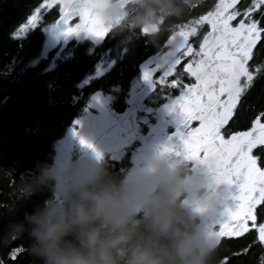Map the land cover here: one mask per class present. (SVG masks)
I'll return each instance as SVG.
<instances>
[{"label": "trees", "instance_id": "trees-1", "mask_svg": "<svg viewBox=\"0 0 264 264\" xmlns=\"http://www.w3.org/2000/svg\"><path fill=\"white\" fill-rule=\"evenodd\" d=\"M45 1L0 0V260L3 264H45V258L37 251L30 217L49 211L55 202L57 181L51 168L58 141L98 91L113 95V109L119 112L125 109L137 61L146 51L155 50L163 35L135 38L122 57L117 55L118 46L126 32L119 29L112 30L101 44L72 39L61 47L60 56H56L59 46L43 55L46 42L43 26L35 25L23 35L19 31ZM213 1L148 0L142 8L156 10L164 6L170 12L168 22L174 24L194 17ZM251 4L252 0H239L236 9L241 16L238 19ZM61 9L59 3L47 8L43 12L44 22L55 23ZM252 19L259 20L264 27V6L252 13ZM106 51L114 58L113 67L93 76L95 66ZM249 67H261L262 71L227 125V135L251 129L258 117L264 122L261 117L264 113V40L254 50ZM253 154L263 166L264 146L255 148ZM131 156V148L117 158L104 155L95 177L69 192L63 215L80 200L85 187L94 192L122 189L132 165ZM155 191H159L158 187ZM185 196L186 193L181 194L173 208L174 227L193 231L200 219L182 205ZM255 214L256 227H249L240 237L223 238L218 247L205 253L203 264H221L225 256L229 258L228 264H264V242L258 239V227L264 223V205H258ZM131 217L133 222L126 229L97 222L105 237L124 238L113 250L116 264H130L137 249L165 254L172 244V236L152 226L150 213L143 215L139 211ZM64 244L83 248L79 229L70 231L64 237ZM13 254L15 260L11 258ZM169 264L173 262L169 260Z\"/></svg>", "mask_w": 264, "mask_h": 264}, {"label": "snow or ice", "instance_id": "snow-or-ice-1", "mask_svg": "<svg viewBox=\"0 0 264 264\" xmlns=\"http://www.w3.org/2000/svg\"><path fill=\"white\" fill-rule=\"evenodd\" d=\"M238 2L220 0L214 11L194 21L196 25L207 23L211 26V31L200 44V51L195 53L204 59L198 61L195 68L191 64L185 65L186 71L195 77L197 83L184 88L182 95L172 104L185 127V132L179 133L182 143L176 156L194 161V169L210 173L216 185L222 189L220 212L212 225L214 229L219 227L214 233L219 243L223 238L242 236L249 230V221L252 227H256L257 206L264 205V169L258 167L259 158L252 154L255 148L264 146V123L258 117L250 130L230 134L227 139L222 131L262 71L261 67L250 68L249 62L254 58L257 45L264 40V27L260 26L259 20L252 19V13L264 6V0H252L251 6L242 14L245 19L233 27L231 22L241 13L235 10L229 12V9H235ZM99 6L100 0H80L61 16L58 22L60 26L54 27L53 31L62 29L64 36L87 33L103 39L110 29L97 11ZM61 11H64L63 8ZM74 15H79L82 21L87 20L83 25H77L76 29L66 27ZM37 19V16H32L29 24L34 26ZM28 27L24 25L21 31ZM144 31L147 33L149 30ZM196 31V27H192L190 31L178 33V48L180 52L185 49L182 55L193 54V48L185 46L188 37ZM180 63L181 59L178 58L170 75ZM144 77L149 79L151 73L146 71ZM161 83L163 85L167 81ZM170 86L180 87V83L173 80ZM261 117H264V113H261ZM193 120L199 121L200 127L189 132ZM73 134L79 135V132L74 129ZM80 142L88 144L83 137ZM88 146L92 147L90 144ZM172 150L169 146L164 148V152ZM258 234L259 241L264 242V224L259 225ZM11 258L15 260L16 255H11ZM228 260L225 256L221 264H228ZM0 264H3L2 260Z\"/></svg>", "mask_w": 264, "mask_h": 264}, {"label": "rangeland", "instance_id": "rangeland-1", "mask_svg": "<svg viewBox=\"0 0 264 264\" xmlns=\"http://www.w3.org/2000/svg\"><path fill=\"white\" fill-rule=\"evenodd\" d=\"M70 1L71 0H62V2L57 3L61 4V8L64 10ZM54 4L56 3H53L52 0H46L31 15V17L34 15L38 17L35 25H42L46 32L43 55H46L52 49L59 46L60 48L57 50L56 56H60L61 47L72 39L92 38L93 41L100 40L87 33L64 36L61 34L62 30L53 31V28L57 27L56 24L54 22H44L43 12ZM31 17L25 24L29 25V27L21 31L22 26L19 35H23L28 29L35 26L29 24ZM241 19L245 18L242 17ZM85 22L86 18L83 21L80 19L76 23L69 24L70 26L68 25L67 27L76 29L77 25H83ZM239 22L237 21V24L233 27H236ZM245 22L248 21L246 20ZM113 63L114 61L111 59L110 55L104 53L101 60L95 66L93 76L106 73ZM196 64L197 63L191 64V66L195 68ZM188 74L192 76L189 72ZM192 80L193 81L190 83L191 85L197 83L195 77H193ZM132 85L134 88L137 87V81H134ZM132 91L133 88L130 92ZM175 99L170 98L168 102L160 107H152L148 104L140 105L136 121L137 123L138 121L141 123L136 129L131 126L129 120V116L134 112L133 108L135 107L129 105L132 108L128 106L125 111L119 112L112 108L113 95L101 91L93 94L80 115L69 127L66 135L59 140L56 145L55 162L51 168L57 181L55 202L49 210L52 214V218H57L64 214V201L72 189L85 182L91 181L95 177L88 179L85 176L86 166L94 168L97 172L104 155L117 158L122 156L128 148H131L132 151V165L124 180L123 187L131 186L145 195L151 191H155L157 188V181L163 178L164 171L167 170L169 166L177 164V160L180 158L178 157L177 160L173 158L180 146H177V143L171 140V138H165L163 127L167 122H175V124H178L181 120L179 114L172 108ZM198 127H200V123L196 128ZM196 128H193L190 132L194 131ZM74 129L79 132V135L73 134ZM179 133L180 132L177 131V136L180 138ZM81 137L86 139L88 144L92 145V147H89L88 144H81ZM166 146L172 147L173 150L164 152ZM194 164L195 162L192 161V170H189L190 172L186 176V179L189 181H193L204 172L199 168L194 169ZM258 167L264 169V165L260 166L258 164ZM182 205L187 208L192 215L200 219L198 227L202 228L208 235L216 238L214 233L215 230H219V227L217 226L215 229L212 227L216 218L209 219L205 215L208 207L205 194L186 192V196L182 200ZM126 210L131 216L139 211H141L143 215L150 213V209L145 203L133 197H128L126 199ZM251 226L252 222L249 221L248 227Z\"/></svg>", "mask_w": 264, "mask_h": 264}, {"label": "clouds", "instance_id": "clouds-1", "mask_svg": "<svg viewBox=\"0 0 264 264\" xmlns=\"http://www.w3.org/2000/svg\"><path fill=\"white\" fill-rule=\"evenodd\" d=\"M151 34L158 35L159 32ZM84 174L91 179L96 170L86 166ZM157 187L159 191H151L147 195L131 186L101 192L85 187L80 193V200L71 205L66 215L52 218L47 210L32 214L31 231L38 253L45 258V264H116L113 250L123 243L124 238L105 237L97 222L126 229L133 222L126 210V199L133 197L146 204L150 209L152 226L162 234H170L172 244L163 255L153 254L148 249H137L131 264H169V260L173 264H203L205 253L218 247L217 239L200 227L193 231L174 227L173 208L181 194L202 193L208 202L205 215L209 219L216 218L220 212L222 189L210 173L203 172L189 181L179 170L158 180ZM77 229L83 248L66 246L64 237Z\"/></svg>", "mask_w": 264, "mask_h": 264}, {"label": "flooded vegetation", "instance_id": "flooded-vegetation-1", "mask_svg": "<svg viewBox=\"0 0 264 264\" xmlns=\"http://www.w3.org/2000/svg\"><path fill=\"white\" fill-rule=\"evenodd\" d=\"M120 0H100V6L97 11L104 19V23L109 26V33L112 32L114 29H119L125 31L124 35L120 39V43L118 46V53L120 57L124 56L128 51L129 43L137 37H144V36H155L151 33L159 32L162 35L161 39L158 40V47L155 50H149L144 53V55L137 61V71L131 77L132 83L129 87L127 98L125 100V109L132 105L133 110L136 112V117L139 113V106L142 104H148L152 107H160L164 103L168 102L170 98L175 99L176 97L182 94V91L186 86H190L191 82L193 81V76L188 74V71L185 69V65L188 64H195L201 59H204L203 56H197L195 53L200 51V44L203 42L204 36L207 35L211 31V27L209 24L204 23L202 25L194 24V21L198 20L201 16L206 15L209 11H214L216 5L220 2V0H214L211 3V6L205 9L202 12H198L194 17L189 18L185 21L176 22L174 24H170L168 21L169 11L164 6H159L156 10L152 8H142L146 1L148 0H121L124 2L122 9L115 14H111L109 12V6L112 5L114 2ZM237 11L236 6L235 9H229V11ZM240 17L239 19H241ZM81 18L78 17L73 20L71 24L76 23ZM238 17L236 20L232 21V26L237 24L239 20ZM87 20V18H86ZM239 22V21H238ZM69 25V26H70ZM192 27H196L197 31L194 35H190L188 37L187 46H191L193 48L192 55H182L185 49H181V52L178 48V44L180 43V37L178 33L180 31H190ZM148 29L149 31L147 34L144 30ZM107 35V36H108ZM107 36L99 41H93L92 38H85L90 40L93 44H101L103 43ZM175 38V39H173ZM149 42V41H147ZM146 42V43H147ZM154 48V47H153ZM108 55H110L109 51H106ZM111 56V55H110ZM180 58L181 63L176 66L175 71L170 75V70L172 69L173 65L175 64L176 60ZM114 61V58H113ZM250 63V62H249ZM113 67L109 68V70ZM150 72L151 77L149 78V83H152L154 86V90H152L144 99L143 101L132 104L130 102V97L132 94L140 91L145 86V72ZM173 80H177L180 83V87H171V82ZM137 81V87H133V82ZM161 81H167V83L163 84ZM189 84V85H188ZM133 88V91L131 89ZM130 107V106H129ZM132 108V107H130ZM125 109L123 111H125ZM137 109V110H136ZM122 111V112H123ZM230 122V121H229ZM140 121H135L136 129L140 125ZM157 123V122H156ZM199 121H191L188 131L190 132L193 128H196L199 125ZM229 124V123H228ZM227 124V125H228ZM183 125L182 121L180 120L178 124L175 122H167L164 127V136L165 138L169 137L171 140L177 143V146L181 145V139L177 136V131L180 133L185 132L180 130V127ZM226 125V127H227ZM224 128L222 131L225 135V138L229 137L230 134L245 132L248 130L236 131L230 133L229 135L225 134L227 128ZM250 130V129H249ZM175 160L178 159L176 155H174ZM192 161L184 160L183 158H179L177 160V164L169 166L167 170L164 171L163 177L166 176V173L179 170L182 172L184 177L188 175L192 170L191 168Z\"/></svg>", "mask_w": 264, "mask_h": 264}, {"label": "water", "instance_id": "water-1", "mask_svg": "<svg viewBox=\"0 0 264 264\" xmlns=\"http://www.w3.org/2000/svg\"><path fill=\"white\" fill-rule=\"evenodd\" d=\"M78 2H80V0H71V1L69 2V4H68V5L66 6V8L64 9V11L61 12V13L59 14V16H58V17L56 18V20H55V24H56L57 27L60 26V25L58 24V22H59L61 16L64 15L65 13H67L68 10L72 7L73 4L78 3ZM123 5H124V2L121 1V0H120V1H117V2H114L112 5L109 6V12H110L111 14H115L116 12H118V11H120V10L122 9ZM77 17H78V15H74V16H72V17L69 19L67 26H68L73 20H75ZM67 26H66V27H67ZM61 30H62V29H61ZM152 90H154V86L152 85V83H149V79H146V80H145V86H144L140 91H138V92H136V93H134V94L131 95V97H130V102H131L132 104H136V103H139V102L143 101V99H144V98H145V97H146V96H147ZM129 120H130V122H131V126H132L133 128H136V124H135V121H136V112H135V111H134L133 113L130 114V116H129ZM180 130H181V131H184V130H185L184 125H182V126L180 127ZM170 172H171V171H170ZM170 172L166 173V175H168Z\"/></svg>", "mask_w": 264, "mask_h": 264}]
</instances>
